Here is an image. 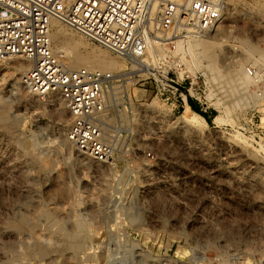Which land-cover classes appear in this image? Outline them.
<instances>
[{"label": "rangeland", "instance_id": "1", "mask_svg": "<svg viewBox=\"0 0 264 264\" xmlns=\"http://www.w3.org/2000/svg\"><path fill=\"white\" fill-rule=\"evenodd\" d=\"M59 23L79 52L123 61ZM206 38L220 44L217 75L205 58L180 51H164L143 75L150 85L164 71L182 76L205 125H186L179 103L131 86L135 102L148 97L155 107L143 127L142 143L160 158L150 167L139 140L132 158L113 164L63 144L67 109L59 117L55 100L22 84L25 71L0 60V110L17 121L0 124V264H264V0H226L214 31L198 39ZM121 120L136 122L125 112ZM78 218L87 259L58 232H72Z\"/></svg>", "mask_w": 264, "mask_h": 264}, {"label": "built area", "instance_id": "2", "mask_svg": "<svg viewBox=\"0 0 264 264\" xmlns=\"http://www.w3.org/2000/svg\"><path fill=\"white\" fill-rule=\"evenodd\" d=\"M225 4L226 0H0V60L19 55L31 63L21 78L30 94L58 93L67 109L66 135L79 154L96 163L113 164L124 156L132 158L139 140L145 166L150 167L157 159L142 143L149 104L147 98L135 102L138 96L131 93V86L150 88V98L159 95L184 109L192 101L199 108L192 85L179 80L182 76L173 78L169 71L150 85L149 76H143L148 64L146 70L140 64L124 73L68 67L51 48V21L62 22L128 61L144 55L150 39L174 47L175 38L211 32L222 19ZM124 112L136 122L123 124Z\"/></svg>", "mask_w": 264, "mask_h": 264}, {"label": "bare ground", "instance_id": "3", "mask_svg": "<svg viewBox=\"0 0 264 264\" xmlns=\"http://www.w3.org/2000/svg\"><path fill=\"white\" fill-rule=\"evenodd\" d=\"M215 27L213 28V31ZM209 33L201 37H197V38L193 37V38H188L184 40L180 38H175L172 41L175 47L173 51H171L170 48L166 44L156 45L154 41L150 39L148 47L144 55H142L138 59H133V60H128V61H126L125 59H122L123 61H118L115 58L108 57L106 53H104L103 51H98V52H94L90 54H83L79 52L78 51L79 43L67 34V32L65 31V29H63V27L60 25L58 20L51 21L50 41H51V48L53 52L56 54L57 51L61 50V52L65 53L66 56L69 54L67 57L68 62L71 66H74V67L82 66V67H88V68H94V69L97 68V69H102V70H111L114 73H119V71L122 70L121 66L124 65V62H125V69L120 73H124L127 70V68H129L130 70H134L136 67H141L140 64L143 66L142 68H145L146 70L147 69L146 64L153 63L155 60H157L158 57H160L163 54L164 51L165 52H169V51L179 52L180 51L183 54L189 53L190 56L192 57L199 56L201 58H205L207 60L206 62L207 64L205 66L209 68L210 72H212L211 76H213V74L217 75L215 51L220 46V44L217 41H213L207 38L198 39V38L206 37ZM252 48L253 46L252 47L248 46V48H246L245 53L247 54V56H250ZM17 56L21 57L19 55H13L9 57L8 62L11 63L9 67L13 68L16 71H27L31 63L26 61L22 57L21 58L23 60L19 61L16 59ZM182 60L184 59L182 58ZM235 75L236 73L230 77H233V79L236 78V80L237 78L240 79L241 76L235 77ZM244 77H247V75L244 74ZM47 96H48V100L50 101L55 100L57 102V104L59 105L61 109L59 110V112H57V114L59 115V117H61V115L63 114V110L65 109V105L62 99L60 98L58 93H55V92L48 93ZM151 108L153 109L155 107H151ZM181 119L183 123H185L188 126L200 127L206 124V121L203 118V116L199 114L198 112H196L195 110H193L188 104H185V109L181 116ZM215 120L219 121V116L216 115ZM222 121L224 120L222 119ZM64 122H65V119H64ZM16 123L17 121L15 117L11 118L6 112H4L3 110H0V124L1 125L6 126L7 128H13L15 127ZM62 142L63 144H66V145L71 144V140L67 136H64L62 138ZM61 230L62 229H59L58 232L59 234H63V241H62L63 246L68 247L72 251L77 253L76 257L78 256V253H82V258L87 259V255H85L84 250H85V241L88 239V236L86 233V227H85L84 220L81 218L75 219L72 225V232L63 233ZM5 262L6 263H2V264H14L13 260H8Z\"/></svg>", "mask_w": 264, "mask_h": 264}, {"label": "trees", "instance_id": "4", "mask_svg": "<svg viewBox=\"0 0 264 264\" xmlns=\"http://www.w3.org/2000/svg\"><path fill=\"white\" fill-rule=\"evenodd\" d=\"M190 104L193 110H195L196 112H198L199 114L205 117V113L202 112L192 101L190 102Z\"/></svg>", "mask_w": 264, "mask_h": 264}, {"label": "crops", "instance_id": "5", "mask_svg": "<svg viewBox=\"0 0 264 264\" xmlns=\"http://www.w3.org/2000/svg\"><path fill=\"white\" fill-rule=\"evenodd\" d=\"M137 91H138V94H139L140 88H138ZM139 96H140V95H139ZM141 98H142V97H141ZM144 98H148V97H144ZM203 118H204V117H203Z\"/></svg>", "mask_w": 264, "mask_h": 264}]
</instances>
